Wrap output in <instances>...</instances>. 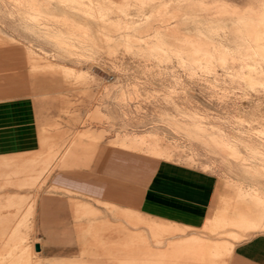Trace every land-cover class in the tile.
I'll use <instances>...</instances> for the list:
<instances>
[{
    "label": "rangeland",
    "instance_id": "374dc122",
    "mask_svg": "<svg viewBox=\"0 0 264 264\" xmlns=\"http://www.w3.org/2000/svg\"><path fill=\"white\" fill-rule=\"evenodd\" d=\"M0 45L32 53L39 131L57 148L33 186L0 187V264H162L156 247L186 228L52 186L86 148L214 171L230 205L205 232H264V0H0ZM184 241L196 261L205 242Z\"/></svg>",
    "mask_w": 264,
    "mask_h": 264
},
{
    "label": "crops",
    "instance_id": "0c3cea01",
    "mask_svg": "<svg viewBox=\"0 0 264 264\" xmlns=\"http://www.w3.org/2000/svg\"><path fill=\"white\" fill-rule=\"evenodd\" d=\"M27 62L36 70L32 53L0 45V187L33 186L27 182L35 181L37 173L47 171L57 152L39 131L37 102L27 81ZM40 145L38 151H28L37 150ZM86 149L81 159L75 161L82 167L55 170L51 174L52 186L130 208L147 222L186 228L184 232L165 236L156 247L162 252V264H264V232L238 240L211 237L205 232V226L217 212L230 205L224 198L222 206H218L221 182L214 171L118 146L103 147L92 159L90 149ZM233 215L227 209L226 216ZM130 230L134 232L133 228ZM230 230L235 231L227 226L225 232ZM145 231L149 237L148 229ZM190 236H198L205 242L199 249L200 257L193 262L181 259L179 253L187 247L183 243ZM130 247L134 251L133 244ZM150 247L151 250L146 246L147 257L155 249L154 245ZM175 248L177 261L172 252ZM110 261L90 262L120 264L117 260Z\"/></svg>",
    "mask_w": 264,
    "mask_h": 264
},
{
    "label": "water",
    "instance_id": "95a60500",
    "mask_svg": "<svg viewBox=\"0 0 264 264\" xmlns=\"http://www.w3.org/2000/svg\"><path fill=\"white\" fill-rule=\"evenodd\" d=\"M35 248L38 250V249H39V245H38V244H36V245H35Z\"/></svg>",
    "mask_w": 264,
    "mask_h": 264
}]
</instances>
